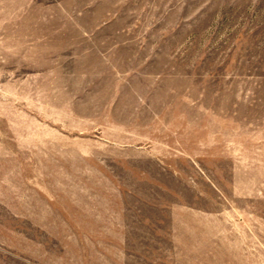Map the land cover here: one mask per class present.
Masks as SVG:
<instances>
[{
	"label": "rangeland",
	"instance_id": "1",
	"mask_svg": "<svg viewBox=\"0 0 264 264\" xmlns=\"http://www.w3.org/2000/svg\"><path fill=\"white\" fill-rule=\"evenodd\" d=\"M0 264H264V0H0Z\"/></svg>",
	"mask_w": 264,
	"mask_h": 264
}]
</instances>
